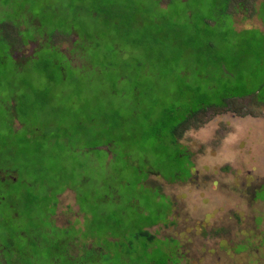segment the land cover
<instances>
[{
    "label": "rangeland",
    "instance_id": "obj_1",
    "mask_svg": "<svg viewBox=\"0 0 264 264\" xmlns=\"http://www.w3.org/2000/svg\"><path fill=\"white\" fill-rule=\"evenodd\" d=\"M202 50L213 72L236 54L233 90L264 82V0H0V250L108 264V228L140 248L155 223L176 264H264V104L232 99L155 144L161 110L191 106L175 84ZM105 216L119 226L94 233Z\"/></svg>",
    "mask_w": 264,
    "mask_h": 264
},
{
    "label": "trees",
    "instance_id": "obj_2",
    "mask_svg": "<svg viewBox=\"0 0 264 264\" xmlns=\"http://www.w3.org/2000/svg\"><path fill=\"white\" fill-rule=\"evenodd\" d=\"M208 21L205 20V23ZM203 32V31H201ZM206 35L207 33H203ZM200 37V40L202 41L203 45H205V41L203 40V35ZM207 45V51L212 52L213 46L210 44V42L206 41ZM190 47V45H189ZM253 51L250 49V47L245 43V47L243 51L241 52L244 55H249V52ZM237 52V51H236ZM200 54H195V59L192 62L191 67H187L185 65V68L183 71L185 73H182L180 76H178L177 83L175 84L176 87V93H177V99H189L191 106L187 107V103L184 101H181L179 105L174 109L169 108H163L161 110V118H157L154 120L153 125V136L155 139V144L157 142H161L164 139V131L166 134H171L172 140L171 143L173 145L178 144V139L182 137L184 132L191 127L187 124L190 118L196 117L198 113L207 111L208 108L214 107H225L228 106V102L232 99H240L244 98L246 96H252L254 95L257 101L264 104V82H261L258 86L253 88L252 90H246V89H240V90H233L229 86L228 78L232 76L233 71L235 69L236 64L238 63L236 59L238 58L233 55L229 54L226 57H229L230 59L224 57L226 61H228L227 64H224L223 62H219L218 64H214L215 67H217V71H212V66H209L212 63H208V60L210 59L209 54L202 55L204 51L199 52ZM252 54V52H250ZM43 62V61H40ZM46 64V62H43ZM193 67V79L192 82H187L186 78V72H188L189 69ZM201 67H207L208 70H203ZM54 72L51 73V75L54 77ZM247 80H250V75H247ZM222 87V88H220ZM221 89H224L223 93L220 92ZM238 92V93H234ZM25 115V113L23 114ZM32 118L27 116V118H24L21 120L22 126L26 124H31ZM147 124H150L152 126V123L150 121L147 122ZM198 128V127H196ZM127 130V129H126ZM126 130L122 131L124 134ZM128 131V130H127ZM125 136V135H124ZM145 138H141V140H145ZM223 143V141H222ZM178 158L180 157L177 155ZM6 170V169H5ZM7 171V170H6ZM13 175V172H11ZM12 175H7L8 181H14V178ZM0 179H3L0 177ZM177 179V178H176ZM21 180V178H20ZM19 180V181H20ZM178 180V179H177ZM7 181V180H6ZM4 181V182H6ZM16 181V180H15ZM64 191V190H63ZM61 191H54V194H59ZM29 194V192H27ZM2 201V199L0 200ZM56 204L54 203L53 210H55ZM221 211V209H219ZM219 214V213H218ZM93 217H90V224L93 225L94 233H98L100 231H103L106 227H109L107 224H114L117 227L119 225L117 222V219L113 216H105L103 218H98L97 222H95L92 219ZM109 222V223H108ZM97 225L98 229H95ZM156 224L151 223L148 225H144L142 228H140L137 232H135L136 239H139L141 242L140 248L134 247L136 243H125V231L119 230L118 233L110 231L108 228V232H105L109 236H111V239H116L117 244H115V247H118L120 250L119 255H117L114 258H111L112 255H107L109 258V261H107L108 264H176V262H172L175 259L174 251L171 248H156L154 244V240H156V236L152 235L148 231V227H154ZM95 226V228H94ZM147 228V229H145ZM100 230V231H99ZM69 240L67 241V243ZM72 242V241H71ZM115 242V241H114ZM5 247L0 250L2 260H4V264H38L37 261H43L42 264H53L55 260L59 261L61 264H93L92 261H94V257L89 256L85 257V254H83L81 257L76 255V257L71 253L72 248L67 244V246L64 247H53V254L48 256V260L46 261L44 257L42 259L37 258L34 256V254H30L29 250L25 248H19L16 249L13 245V240L11 238H8L6 242L4 243ZM67 247L68 249H65ZM110 251V249H109ZM139 251V252H138ZM172 254V255H171ZM15 257V258H14ZM16 259V260H15ZM2 264V263H0Z\"/></svg>",
    "mask_w": 264,
    "mask_h": 264
},
{
    "label": "bare ground",
    "instance_id": "obj_3",
    "mask_svg": "<svg viewBox=\"0 0 264 264\" xmlns=\"http://www.w3.org/2000/svg\"><path fill=\"white\" fill-rule=\"evenodd\" d=\"M122 3V2H121ZM123 3H125V2H123ZM111 4H113V2L111 3ZM114 5V4H113ZM80 8V7H79ZM75 18V17H74ZM56 20V19H55ZM78 20V19H77ZM70 21V20H69ZM41 22V21H40ZM83 31V30H82ZM68 32V31H67ZM69 36V35H68ZM45 37V36H44ZM76 39V38H75ZM70 40V39H69ZM89 43V42H88ZM81 44H82V42H81ZM93 44V43H92ZM35 55V54H34ZM72 60V59H71ZM66 62V61H65ZM92 66V65H91ZM73 68V67H72ZM79 69V68H78ZM94 72V71H93ZM191 119V118H190ZM3 123V122H2ZM4 125V124H3Z\"/></svg>",
    "mask_w": 264,
    "mask_h": 264
}]
</instances>
